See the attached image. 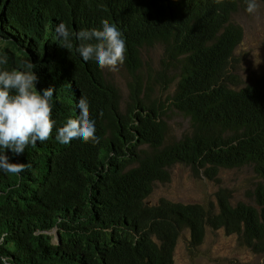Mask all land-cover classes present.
I'll return each mask as SVG.
<instances>
[{"label":"trees","instance_id":"1","mask_svg":"<svg viewBox=\"0 0 264 264\" xmlns=\"http://www.w3.org/2000/svg\"><path fill=\"white\" fill-rule=\"evenodd\" d=\"M264 2V0H262ZM245 0H0V70L38 77V91L53 88L51 137L29 145L13 163L31 165L19 174L0 170V264H177L184 231L198 247L208 230L223 229L254 254L264 256V77L257 87L229 86L228 58L242 29L232 16ZM107 20L126 44L132 77L131 103L123 110L119 89L95 60L85 62L56 32L102 29ZM4 42V43H2ZM4 44V46H2ZM161 45L162 69L178 71L173 105L192 130L168 142L166 103L152 101L151 77L143 74L142 51ZM17 68V69H16ZM87 100L99 143H59L57 130L78 119ZM170 98V97H169ZM146 99L150 103H146ZM170 100V101H171ZM237 143V145H233ZM182 164L216 181L218 168L252 164L260 182L257 208L233 206L226 191L217 209L150 201L158 183ZM59 230L58 242L50 235Z\"/></svg>","mask_w":264,"mask_h":264},{"label":"clouds","instance_id":"2","mask_svg":"<svg viewBox=\"0 0 264 264\" xmlns=\"http://www.w3.org/2000/svg\"><path fill=\"white\" fill-rule=\"evenodd\" d=\"M212 3L215 5H221L223 3V0H212ZM245 4H246V12L250 15H255V13L258 11L259 8V4L257 0H245ZM235 14H233V16ZM232 23L235 24L233 21ZM56 32L64 41L63 47L69 50L72 47V44L70 42V36H75V38L78 41H80L77 51L79 55L82 57L83 61L89 62L95 60L98 67L101 70H103L104 73H105V69L113 73L118 72L120 66H122L125 62V58H126L125 41L124 39H122V34L117 30V28L111 25L107 20L102 22V29L80 30L77 33H70L68 28L63 23H61L57 26ZM241 32H242L241 40L239 44L236 46V48L233 50L230 57L228 58L226 72L225 75L223 76V78H226L228 76L229 86L236 90H245L247 88L257 87V85L261 82V78L264 77V72L259 71L253 74V76L250 77L247 81H243L241 83L239 77L233 73L232 69L234 62L236 61L237 49L240 47V45L244 40V30L242 29ZM2 46H4V44H2ZM147 48L149 47L144 48L143 51ZM143 51H142V57H143ZM6 63H7V58L0 57V65ZM31 68H32V64L28 63L26 65V69L24 70H15V69L11 71L0 70V149H6L7 151L10 150L14 156L23 155L25 153L26 147H28L29 145L35 146L37 142H44L48 140L53 133V128L55 125V121L52 119L53 107L50 102L51 98L54 96L55 90L53 88H47L44 89L42 92L38 91L36 87L38 77L36 76L35 72L28 71V69ZM161 68H162V62H161ZM144 69H145V64L143 68V74L145 76L152 78L151 81L153 86L154 85L153 75L145 74ZM174 71H177L175 67L171 68V72H164V70L162 69V73L167 79L168 84L172 78L170 75H172ZM174 85H176L175 91L171 94L170 98L168 97L165 101H161L160 99L152 100L151 97L152 91L150 93V98L152 101H160L161 103H166V104L168 102H171V108L176 109L182 116H184L186 119L190 121V126L192 130V124L190 118L186 117L183 113H181L173 105V100H171L172 96L177 90L178 81L172 85L169 84V88L167 85L168 89L167 88L166 89L169 90ZM146 103L147 104L150 103V100L146 99ZM77 108L79 110L78 119H71V118L68 119L66 123L57 130L55 139L63 145H69L74 140H79L82 143H99V138L96 135V128L94 121L90 119V110L87 100L81 97L77 103ZM167 108H168V104H167ZM167 108H166L165 117L167 115ZM123 110L125 109L123 108ZM263 128L264 127H262L261 130ZM168 132H169V126H168ZM233 145H237V143H234ZM178 165H182V164H178ZM30 167H31L30 163L29 164L13 163L10 161L9 156L7 154H0V170H2L5 173L19 174L24 172L27 168ZM246 167H251L253 169L252 164H246L244 166L238 168H232V169L218 168L216 169L217 180L212 182H219V177L221 172L236 171ZM193 173L195 172L193 171ZM199 176L209 180L203 173H200ZM252 196L250 197V200L254 201ZM226 198L228 199L229 203H231V205L233 206L237 205L238 203H243V202H238L236 204L232 203L227 191H226ZM217 201H218V197H217ZM217 203L218 202H216V204ZM247 205L257 208L256 203L255 205H251V204H247ZM202 206L206 207L207 210H212V211L218 208L217 205L214 204L209 206H205V205ZM57 231L59 232L58 229H55L53 232H50L49 234L54 236V234ZM5 236H0V244H3ZM5 264H7L6 258H5ZM8 264L11 263L8 262Z\"/></svg>","mask_w":264,"mask_h":264},{"label":"rangeland","instance_id":"3","mask_svg":"<svg viewBox=\"0 0 264 264\" xmlns=\"http://www.w3.org/2000/svg\"><path fill=\"white\" fill-rule=\"evenodd\" d=\"M259 4L255 15L246 12V4L233 16L232 21L244 30V40L237 49L236 61L233 64V73L239 77L241 83L247 81L253 74L264 72V2ZM164 50L161 46L149 47L143 51L145 74L154 78L152 100L165 101L175 91L176 85L169 88L167 79L162 73L161 62ZM108 81L119 89L122 96V106L126 110L131 102L130 82L132 77L125 64L118 72L105 69ZM162 74V75H160ZM174 71L171 77L176 76ZM161 76V77H160ZM168 85V88H167ZM167 88V89H166ZM165 120L169 126L168 141L182 138L191 130L190 121L176 109L171 108L168 102ZM171 180L158 183L150 201L159 203L162 199L184 205L202 204L205 206L217 205V193L226 190L232 203L243 202L255 205L250 197L259 179L251 167L241 170L221 172L219 182H212L193 173L190 167L175 165L170 168ZM59 232L54 236L59 240ZM189 232L184 231L176 253L177 264H264V256L252 253L237 240L236 236L226 235L224 230H208L204 240L198 247H190Z\"/></svg>","mask_w":264,"mask_h":264},{"label":"bare ground","instance_id":"4","mask_svg":"<svg viewBox=\"0 0 264 264\" xmlns=\"http://www.w3.org/2000/svg\"><path fill=\"white\" fill-rule=\"evenodd\" d=\"M239 11V10H238Z\"/></svg>","mask_w":264,"mask_h":264}]
</instances>
